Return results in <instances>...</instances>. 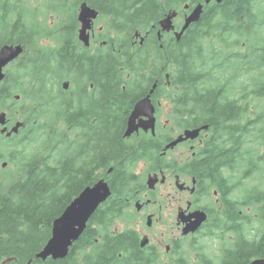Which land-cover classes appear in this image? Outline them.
Masks as SVG:
<instances>
[{
	"label": "trees",
	"instance_id": "16d2710c",
	"mask_svg": "<svg viewBox=\"0 0 264 264\" xmlns=\"http://www.w3.org/2000/svg\"><path fill=\"white\" fill-rule=\"evenodd\" d=\"M88 1L104 17L117 18L115 52L105 49L96 61L68 58L63 49L40 46L53 31L35 16L54 14L63 21L58 6L51 12L47 4L42 8L45 15L20 0L7 1L3 19L7 32L12 39L20 32L26 50L22 100L23 118L29 123L22 156L16 161L21 169L6 172L0 180V264L7 259L13 260L6 264L33 260L50 240L54 221L84 189L102 179L109 183L112 195L96 211L68 257L36 262L145 264L139 256L137 233L129 226L137 221L130 199L137 189L146 190L135 169L142 164L148 171L163 168L164 145L184 130L209 129L205 148L189 167L200 180L220 187L230 167L244 165L254 167L264 179V152L230 154L226 148L228 140L238 145L242 112L264 122V110H260L264 106L253 102L256 97L264 104V0H224L221 5L206 6L200 24L191 26L180 42L167 35L159 40L160 22L169 12L156 2L133 8L130 2L117 0L109 9L110 0ZM194 1L199 0H182L178 10ZM15 11L16 20L10 19ZM70 20L69 43L77 53L73 13ZM56 31L62 36L63 26ZM136 32L145 37L143 46L132 45ZM75 69L85 73L76 76ZM66 79L74 81L72 100L61 88ZM91 85L101 87V98L83 104L81 94ZM237 86L246 90L243 107L229 97L228 88ZM153 89L156 106L162 101L171 105L170 124L155 136L126 138L133 108ZM256 141L257 149L264 150V128ZM242 173L230 172L255 175ZM261 195L264 198V191ZM120 223H125V230L116 229Z\"/></svg>",
	"mask_w": 264,
	"mask_h": 264
},
{
	"label": "flooded vegetation",
	"instance_id": "af4514ba",
	"mask_svg": "<svg viewBox=\"0 0 264 264\" xmlns=\"http://www.w3.org/2000/svg\"><path fill=\"white\" fill-rule=\"evenodd\" d=\"M7 1L0 0V53L6 46L22 45L20 32H16V37L12 39L9 32H7L6 22L3 21L7 13ZM12 1L14 4L15 0ZM30 1L41 3L42 6L44 3L43 7L49 4L51 12H55L52 8L55 9V6H58L60 13L63 15V21L61 20L63 22L61 25L63 26L62 36L57 31L51 34L49 39H52L56 45L50 48L51 50L59 51L63 49L66 51L68 58L81 61L84 59L85 61L88 59L100 60L105 49L108 53L115 52L113 40L116 39V35L113 29L117 25V18L106 15L104 17L101 10L93 7L88 0ZM116 1L110 0L112 7L109 9L115 7ZM124 1L130 2V6L133 8L144 7L152 1L156 2L162 11L177 12L178 14L174 19L177 32L181 30L186 19L200 4L203 5L201 19L205 15L206 4L204 0L194 1L192 5L188 3L183 6V14L178 11V8L182 7V0ZM20 2L26 7L29 6L26 0H20ZM213 4L221 5L212 1L209 6ZM87 8L96 13L97 16L94 19L92 15H87L81 22L80 15L83 9ZM72 13L75 15L77 27L74 33L76 40V47H74L77 49V53L73 51L69 43ZM16 15L17 12L15 11L10 19L14 18L16 20ZM51 17L55 21L59 19L54 14ZM83 22L88 28L87 34H85L88 45L80 40ZM197 24H200V22L193 25ZM166 35L170 40L175 38L174 33ZM17 38L19 39L18 43ZM134 40L133 35L132 45H135ZM22 57L20 56L2 69L3 77L0 80V180L5 179L6 172H16L22 167L16 161L22 156L24 140L27 137L25 130L29 123L28 120L24 121L22 109L24 66ZM83 73H85L84 70L82 72L78 69L73 71L76 76ZM65 82H69L70 86L68 90L63 91L68 100H72L76 97L71 91L74 81L65 80ZM99 90H101V87L91 85L87 92H80V94L82 93L80 101L86 104L88 101L101 98ZM228 92L230 98L239 101V106H245V88L238 87L234 89L229 87ZM88 97L90 100H88ZM164 104L165 102L162 101L157 106L155 105L156 133L160 130L161 124L158 110ZM238 122L241 124L237 135L238 145L234 143L235 141L228 140L226 142L227 152L238 154L249 150L253 153L263 154L264 150L259 151L256 147V139L264 128V122L259 121L258 118L248 119L247 114L243 112ZM166 128L165 123L163 130H166ZM185 131L177 137L184 135ZM208 131L209 129H203L198 138L185 140L168 151H166V146L177 137L166 143L162 154L164 158L163 168L148 171V166L142 164L144 169L141 177L146 190L140 191L137 189L133 198L130 199V205L139 220L140 227L145 228L142 230L141 228L139 230L134 229L141 249L139 256L146 260L145 264H253L255 262L264 264V198L261 195L264 191V184L258 181H247L252 177H259V175H256L259 171L257 172L251 166L230 167L222 186L216 187L211 181L200 180L198 175L189 170L192 163L198 161V156L205 148L204 140L209 137ZM145 135H152V133L140 130L131 138L135 139L133 137H137L141 140ZM178 151L185 155L184 161L177 157L169 158L171 154ZM231 169L237 173L252 172L255 175H232L230 174ZM150 179L152 188L149 185ZM167 186H171L175 192H168V196H164L162 193L159 194L161 187ZM159 195L163 198L158 199ZM193 222L199 223L198 228L191 232H185V229ZM156 224L162 228L163 232L161 238L157 240V245H154L152 244L151 233ZM144 238L147 239L148 244L146 247H141V241Z\"/></svg>",
	"mask_w": 264,
	"mask_h": 264
},
{
	"label": "water",
	"instance_id": "95a60500",
	"mask_svg": "<svg viewBox=\"0 0 264 264\" xmlns=\"http://www.w3.org/2000/svg\"><path fill=\"white\" fill-rule=\"evenodd\" d=\"M211 1L212 0H205L207 4ZM214 1L221 3L223 0ZM202 12L203 5H199L187 18L181 31L176 33L178 41H180L182 36L193 23L199 22ZM88 14L96 17V14L87 8L83 9V12L80 15V21L82 22L83 18H85ZM176 16V12L171 13L160 22L161 28L158 32L159 40H162L164 33H170L172 31L176 32L173 23ZM83 23V28L80 31V40L88 45V41L85 39V34H87L88 28L86 27L85 22ZM139 37L140 33H137V38ZM144 41L145 38L143 37L141 39V44H143ZM23 52L24 48L22 46H6L2 49L0 53V80L2 78V69L9 64V62L17 59ZM69 84V82L64 83L63 88L68 90ZM156 86L157 85L154 86V89ZM154 89L151 91L150 95L137 102L135 105L127 123V129L124 135L126 138L132 137L133 134L139 133L140 130L145 132L151 130L153 135L156 134V109L151 99ZM203 129H208V127L206 126L201 129L187 130L184 135L179 136L176 140L166 146V151L175 148L178 144L185 140H194L198 138ZM151 183L152 181L150 179V188H152ZM111 195L112 191L110 185L105 179L100 180L94 186L84 189V191L65 209L64 213L54 221L50 240L47 242L42 251L27 264H38L36 262L38 260L42 262H47L49 259L58 261L68 257L71 248L81 238L96 211L101 205L108 201ZM198 225L199 223L193 222L185 229V232L196 230ZM147 244L148 241L144 238L141 242V246L145 247ZM12 260L13 259H7L4 261V264L9 263ZM253 264H258V262Z\"/></svg>",
	"mask_w": 264,
	"mask_h": 264
},
{
	"label": "rangeland",
	"instance_id": "374dc122",
	"mask_svg": "<svg viewBox=\"0 0 264 264\" xmlns=\"http://www.w3.org/2000/svg\"><path fill=\"white\" fill-rule=\"evenodd\" d=\"M27 1V4L34 10V11H36L37 9H39V13L40 14H43L44 12H45V15L47 14L46 13V11H45V9H42L43 8V6H44V3H43V6L41 5V3L39 4V3H35V2H31L30 0H26ZM187 4H185V6H186ZM197 7V6H196ZM196 9V8H195ZM44 11V12H43ZM179 12H183L184 11V9H180V10H178ZM184 13V12H183ZM182 13V14H183ZM37 14V13H36ZM50 16V15H49ZM49 16H46V17H49ZM45 16H43V15H37V16H35V19H37L39 22H42V23H44L45 25L44 26H46V28L47 27H49V30H51V31H56L57 30V28L59 29V26H61L62 25V21L61 20H56L55 21V19L54 18H52L51 16L49 17V18H46ZM26 18H27V15H26ZM28 21L30 22V20L28 19ZM134 38H135V46L134 47H137V46H139V44H138V39H137V37L134 35ZM181 41V40H180ZM179 41V42H180ZM40 46H43V47H49V48H52V47H55L56 45H55V43H54V41H52V39H49V38H46V39H43V40H41L40 41ZM12 47V46H11ZM219 48H220V46H219ZM209 50H212V47L210 46L209 47ZM244 50V49H243ZM205 54H207L206 52H205ZM7 66V65H6ZM5 66V67H6ZM4 67V68H5ZM67 80V79H66ZM64 81L65 80H63L62 81V83H64ZM62 83H61V86H62ZM238 99V98H237ZM253 102L255 103V104H258V105H261V106H264V104H261V103H259L258 101H257V98L256 97H253ZM263 102H264V99H263ZM23 109V112H24V108H22ZM170 110H171V105H170V103L168 102V101H166L165 102V104H164V106H161L160 107V113H159V118H160V122H161V124H160V131L161 130H163V127L161 128V126L163 125H165V123H166V125L168 126L169 124H170V120H168V115H169V113H170ZM260 110H264L263 108L262 109H260ZM252 115H247V118H253V117H251ZM23 121V120H22ZM40 121H43L42 119L40 120ZM33 124H35V121H33ZM133 135H135V134H133ZM132 135V136H133ZM179 134L178 133H176L175 134V137L174 138H176L177 136H178ZM40 140L38 141V143H36L35 144V147H37V145H39V143L41 142V138H39ZM175 157H177L178 159H180V160H182V161H184L185 160V155H182L179 151L178 152H174L173 154H171L170 156H169V158H175ZM245 166V165H244ZM143 169H144V165H141V166H139V167H136V173L137 174H141L140 176H143L142 175V173H143ZM142 170V171H141ZM146 179L144 178V181H145ZM247 181H252V182H255V181H258V182H261V183H263L264 184V179H263V174L261 175V176H259V177H255V178H251L250 180H247ZM246 181V182H247ZM168 192H175L174 190H173V188L171 187V186H167V187H161V192H159V194H164V196H168ZM160 198H163V196H161V195H159L158 196V199H160ZM137 218V217H136ZM130 228L131 229H136V230H139L140 228H141V230L142 229H145L144 227H140V225H139V220L137 219V221L134 223V222H131L130 223ZM125 228H126V225H125V223L124 224H122V223H120V224H118V226H117V230L118 231H123V230H125ZM116 230V231H117ZM162 228L160 227V226H158V224H156V227L153 229V231H152V233H151V236H152V244H154V245H157V240L158 239H160L161 238V235H162ZM146 247V246H145Z\"/></svg>",
	"mask_w": 264,
	"mask_h": 264
},
{
	"label": "bare ground",
	"instance_id": "6f19581e",
	"mask_svg": "<svg viewBox=\"0 0 264 264\" xmlns=\"http://www.w3.org/2000/svg\"><path fill=\"white\" fill-rule=\"evenodd\" d=\"M46 8H47V6H45ZM13 47V46H12ZM10 55V54H9ZM9 63H11V62H9ZM8 65V64H7ZM112 191V190H111Z\"/></svg>",
	"mask_w": 264,
	"mask_h": 264
}]
</instances>
